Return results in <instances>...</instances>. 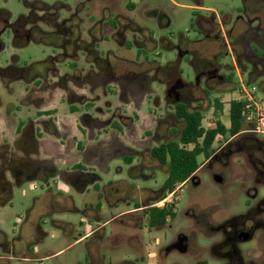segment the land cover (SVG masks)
I'll use <instances>...</instances> for the list:
<instances>
[{"label": "flooded vegetation", "instance_id": "flooded-vegetation-1", "mask_svg": "<svg viewBox=\"0 0 264 264\" xmlns=\"http://www.w3.org/2000/svg\"><path fill=\"white\" fill-rule=\"evenodd\" d=\"M189 1L202 4V0ZM238 1L235 12L189 10L192 18L187 30L195 37L190 39L188 33L185 36L180 31H170L168 34L175 43L163 34L170 26L166 8L152 0H127L123 5L115 0H82L72 5L66 0L51 5L40 0H19L23 11L12 20L10 11L0 6V54H9L5 67L0 66V85L9 90L13 82H21V100H29L24 101L28 107L22 119L11 116V106L0 115V159L7 157L9 143L15 141L17 134L23 133L31 139L30 134L37 133L40 141L49 136L64 140L66 132L74 131L76 136L69 141L76 148L90 142L101 144L106 136L110 139L108 157L100 160L97 167L102 174L109 172L108 163L113 158L126 164L128 171L138 169L139 158L148 167L159 165L165 172L151 152L177 141L185 126L180 108L189 113L200 110L196 105L201 97L211 100L212 94L218 93V86L237 89L242 84L264 97V0ZM143 20L153 22V28L144 25ZM30 46L51 49L52 54L44 60L16 67L18 56L9 49ZM111 49L125 53L134 50L135 55L116 56ZM155 49L175 50L177 58L165 63L149 59L148 54L156 56L152 53ZM191 49H225L230 64H219L213 53L196 67V53ZM183 61L194 68L193 82L182 77ZM223 70L226 75L222 74ZM6 75L13 77L6 79ZM149 101L160 108L159 116L150 109L142 112L143 105ZM56 102L58 105L66 102L67 112L59 113ZM162 127L165 129L160 132ZM214 145L210 156L199 157L202 162L197 170L171 193L162 197L160 189L154 192V197L143 199L134 193L132 184H127L128 188L114 191L115 203L120 200L127 206L132 204L131 209L120 214H138L134 226L139 231L146 228L152 233L165 229L166 245L160 247L164 259L171 254L183 258L181 263L171 264H264V137L244 130ZM233 159L237 174L231 173ZM214 167L216 172L212 170ZM207 168L212 170L217 186L225 188L234 184L235 191L242 193L241 210L229 209L224 217L213 216V210L196 211L195 194L202 186L199 173ZM77 169L81 170L85 183L100 179L96 167ZM38 171L16 173L9 182L0 176V200L2 195L23 184L20 175L47 183L46 176L56 173L51 166ZM121 172L122 168L116 167V174ZM141 177L146 178L143 174ZM235 191L227 195L232 203ZM184 192L188 193V199L180 215L192 221L193 227L175 232L173 222ZM109 193L111 190L107 189L104 200L111 203ZM155 208L170 211L160 226L149 223V214ZM200 233L207 241L205 246L196 242ZM20 234L22 237L21 230ZM90 260L89 264H103L101 259Z\"/></svg>", "mask_w": 264, "mask_h": 264}, {"label": "rangeland", "instance_id": "rangeland-1", "mask_svg": "<svg viewBox=\"0 0 264 264\" xmlns=\"http://www.w3.org/2000/svg\"><path fill=\"white\" fill-rule=\"evenodd\" d=\"M32 1V0H27ZM48 5L53 4L57 0H40ZM82 0H66L68 5L75 4ZM120 5H123L127 0H115ZM152 2L159 5H163L170 19V26L163 30V34L169 36V32L177 33L178 31L183 34L188 33L189 38L193 39L195 34L190 29L189 20L192 18L191 11L183 8V5H189V0H152ZM204 7L211 8L215 12H235L239 7L238 0H202ZM0 6L7 8L12 14L11 20L20 12H22V6L19 0H7L5 4L0 1ZM143 24L153 28V22H146L143 20ZM168 31V32H167ZM170 37V36H169ZM170 40L175 43V39L170 37ZM116 56H121L123 53L127 58H133L135 51L125 53L123 50L111 49ZM196 53L195 66L198 67L203 62V59L208 57L209 54L217 55V62L221 65L230 64V57L226 54L225 49H191ZM11 54H16L18 60L15 61V65L23 67L35 61H41L46 59L52 54L51 49H39V47L30 46L28 49H9ZM152 53L148 54L149 59H154L159 63H165L167 61L175 60L177 53L175 50L155 49ZM121 54V55H120ZM161 54V55H158ZM8 52L0 54V66L5 67L8 60ZM40 68V67H38ZM62 70L64 66H60ZM181 69L183 70V79L187 82L194 81V68L186 64L184 61L181 63ZM223 75H226V71H221ZM6 79L13 77V75H6ZM156 89V85L153 86ZM234 87L218 86V93L212 94L211 98L220 97L223 104V112L221 114V121L224 125L228 126V102L236 98V92L231 91ZM22 84L19 81L12 83L10 89H6L0 85V100L3 102V108L0 110V115L6 111L8 106L13 107L11 116H18L20 119L25 116L26 107H28L24 101L29 102L27 99L21 100ZM161 91V89H160ZM164 91V88H162ZM259 97L263 95L258 92ZM201 101L196 107L203 111L204 120L202 125L204 128H208L213 121L212 109H208L209 101L205 100L202 96ZM113 104L116 101L109 98ZM21 109L19 113L18 109ZM25 108V110H24ZM59 113L63 114L67 112L66 102L59 104ZM151 110L156 116L161 114L160 108H155L153 103H145L142 107V112L146 113L147 110ZM154 110V111H153ZM32 114V113H31ZM248 124H244V128L247 129ZM164 127L160 129V132L164 131ZM51 139H55L54 136H49ZM221 144L222 142L217 141ZM215 148L216 145H213ZM107 156H102L100 159H107ZM138 160L139 167L136 170L128 171V166L122 162H117L115 158L108 163V174H102L97 169L102 179L101 187L111 184L114 191H118L123 188H128L127 184H132L134 193L137 192V196L141 195L143 199H149L154 197V192H158L161 189V185L166 178V173L162 167L156 165L154 168L147 166V162ZM198 162H202V158H198ZM151 163V162H150ZM148 163V164H150ZM233 168L231 173H239L235 167H237L235 159L232 161ZM116 167L122 168V172L117 175ZM246 168V167H244ZM241 168L242 173H246ZM214 172L217 168L212 169ZM212 170L203 169L199 173V177L202 181L201 188L195 194V203L197 206V212L208 213L213 210V216H222L229 214V209L234 208L241 210L243 208L244 197L241 192L235 191L234 184L225 188L217 186L212 179ZM248 173V172H247ZM141 174L146 178L141 177ZM116 181V182H115ZM129 182V183H128ZM109 185V186H111ZM50 187L53 194L68 196L72 198L76 208L81 207L83 201L81 195L77 193L75 189L67 188L60 181L58 184H54L51 181L45 183L39 179H31L24 181L21 187L13 188V197L11 204L6 208L0 207V231L4 236L0 235V264H89L90 259H101L103 264H122L123 262H132L133 264H171L172 262L181 263L179 255L171 254L164 259L160 252V247L165 246L166 242L163 240L165 229L154 230L152 233H148L146 228L139 231L134 226V221L138 217V214H120L133 206L125 205L124 202L118 201L115 205L103 200L100 208L99 222L100 224L105 222L100 231L93 237L86 241H82L79 237L89 227L90 220L88 216L82 213H76L66 209L64 204L53 205L57 212L50 214L47 207L50 208ZM235 191L236 198L235 204L230 202L227 195H230ZM188 193H183V200L178 207V216L173 222L174 231L176 232L182 228H192V221L183 218L182 213L183 205ZM112 194H108L110 199ZM219 197H223L221 199ZM227 198V199H226ZM111 200V199H110ZM90 204H95L96 198H89ZM120 214V215H119ZM20 216L22 217L19 220ZM35 218L34 227L26 230L22 237L20 236V230L25 226L30 219ZM82 222V223H81ZM93 224V221H91ZM95 223V222H94ZM64 224H69L71 228H67ZM144 226V225H142ZM64 230V231H63ZM33 231V232H32ZM41 232L43 236H40L41 240H38L36 233ZM204 234L200 233L197 236V244L201 246L206 245L204 240ZM79 239V240H77ZM152 241L154 244H152ZM91 255V256H90ZM93 255V256H92Z\"/></svg>", "mask_w": 264, "mask_h": 264}, {"label": "crops", "instance_id": "crops-1", "mask_svg": "<svg viewBox=\"0 0 264 264\" xmlns=\"http://www.w3.org/2000/svg\"><path fill=\"white\" fill-rule=\"evenodd\" d=\"M182 7L187 10L196 9L202 13L213 11L211 8L204 7L203 4L190 3L189 5H183ZM185 36H188V34H186ZM236 90L237 89H235L234 91ZM56 101L58 102V99ZM57 102L54 105H56V108H59ZM63 133L64 132L60 133V135H62ZM36 135L37 133H31V139H27L26 135H24L23 133L17 134L15 136V141H10L7 157L4 159H0V176L9 182L13 179V177H15L16 173H23L25 171H28L27 173H29V171L37 172L38 170L42 169L43 166H51L56 171V173L46 176L47 180L51 181L55 185L60 181L67 188L75 189L77 193L81 195L83 201L81 203L80 209L76 208L72 198L59 194L55 195L52 193L50 187H48L51 193L49 206L50 208L47 207V209L48 211H50V214H53L58 210H55V207H53L52 204L58 205L61 203L64 204V206H66V209H68L69 211L87 215L88 219L90 220V223L88 225L89 227L79 237V239H81L82 241H86L90 239L93 234H95L96 231L99 230L105 223L103 222L100 224L99 222L100 208L104 200L105 191H107V189L111 190L112 197L110 202L113 205L116 201V197L112 185L108 187H105L104 185V187H101V178L90 183H85L81 170H78L77 168L83 166L98 167L99 163L101 162L100 158L102 156H107L110 150V139L106 136L104 137V142L101 144L90 142L87 146L80 145V147L76 148L75 144L69 141L72 137L74 138L76 136V133L74 131L66 132L64 140L59 136L54 140L50 137H46L47 140L45 139L43 141H40L38 140ZM78 136L80 139V135ZM37 173L39 177H44L42 176L43 174L40 171H38ZM108 173H105V175ZM20 177L22 182L28 181V179H25V176L20 175ZM99 195L101 199H99ZM12 197L13 189L5 195H2V200H0V207L4 209L9 204H11ZM93 197L96 198V201L92 206L90 204L89 198ZM21 219L22 217L20 216L19 220ZM91 221H93V224L91 223ZM35 224V218L30 219L29 222L22 227V234L25 233L26 230L28 231V229H30L31 227L33 228ZM64 226H67L66 229L69 227L71 228L69 224H64ZM0 235L4 236L2 231H0ZM36 236L38 237V240H41L40 236H43V234L39 232L36 233Z\"/></svg>", "mask_w": 264, "mask_h": 264}, {"label": "trees", "instance_id": "trees-1", "mask_svg": "<svg viewBox=\"0 0 264 264\" xmlns=\"http://www.w3.org/2000/svg\"><path fill=\"white\" fill-rule=\"evenodd\" d=\"M234 90L235 88L231 89V91ZM221 101L220 97L209 100L208 109H212L214 119L208 128L202 125L204 120L202 110L189 113L180 108L179 112L185 121V126L177 141L163 144L152 150V157L165 167L166 178L161 187L162 197L171 193L178 184L197 170L200 165L198 158H208L214 151L215 142H225L246 130L242 116L243 102L241 100L228 102V126H226L221 121L223 112ZM98 197L101 199L100 195ZM169 213L170 211L166 208L153 209L149 214L150 226L164 224Z\"/></svg>", "mask_w": 264, "mask_h": 264}, {"label": "built area", "instance_id": "built-area-1", "mask_svg": "<svg viewBox=\"0 0 264 264\" xmlns=\"http://www.w3.org/2000/svg\"><path fill=\"white\" fill-rule=\"evenodd\" d=\"M236 98L243 102L242 116L248 124L247 131L264 137V97H259L253 88L240 84L237 88Z\"/></svg>", "mask_w": 264, "mask_h": 264}]
</instances>
